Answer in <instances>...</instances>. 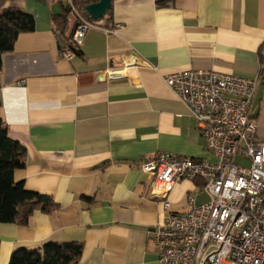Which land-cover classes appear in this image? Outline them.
<instances>
[{
  "label": "crops",
  "instance_id": "1",
  "mask_svg": "<svg viewBox=\"0 0 264 264\" xmlns=\"http://www.w3.org/2000/svg\"><path fill=\"white\" fill-rule=\"evenodd\" d=\"M70 1L0 0V11L34 18L0 68V119L25 149L14 180L56 205L26 225L0 223V264L47 243L81 244L77 264H161L152 232L186 210L195 189L176 181L166 208L140 164L158 152L214 161L163 79L188 70L257 75L249 116L264 141V0H116L79 46L68 42L70 23L64 35L52 29L53 5ZM61 47L78 53L66 60ZM111 69L124 77H106Z\"/></svg>",
  "mask_w": 264,
  "mask_h": 264
},
{
  "label": "built area",
  "instance_id": "2",
  "mask_svg": "<svg viewBox=\"0 0 264 264\" xmlns=\"http://www.w3.org/2000/svg\"><path fill=\"white\" fill-rule=\"evenodd\" d=\"M69 41L79 46L95 28L69 3ZM71 60L75 52L60 49ZM124 69L106 77L122 78ZM166 86L187 107L214 161L158 152L141 163L151 178L150 193L163 199L176 181L194 185L187 209L169 212L152 232L161 264H264V141L249 110L258 87L252 78L216 71L188 70L167 75ZM239 158L248 162L240 166ZM206 202L198 203L197 197Z\"/></svg>",
  "mask_w": 264,
  "mask_h": 264
},
{
  "label": "trees",
  "instance_id": "3",
  "mask_svg": "<svg viewBox=\"0 0 264 264\" xmlns=\"http://www.w3.org/2000/svg\"><path fill=\"white\" fill-rule=\"evenodd\" d=\"M98 1L71 0L70 2L84 19L91 23H100L110 17L111 9L100 20H92L85 12L86 6ZM113 1L116 0H112V3ZM69 9V5L62 6L61 13L52 18V29L58 36L64 35ZM33 30L34 18L31 15L15 8L0 11V68L2 56L12 52L17 37ZM69 38L68 42L71 43ZM77 53L75 51V54ZM24 166L25 149L9 138L7 128L0 119V223L2 224L26 225L36 210L50 213L56 208L50 197L28 191L22 181L14 180L15 171L23 169ZM81 252L82 245L79 243H47L34 250L15 249L8 264H77Z\"/></svg>",
  "mask_w": 264,
  "mask_h": 264
},
{
  "label": "water",
  "instance_id": "4",
  "mask_svg": "<svg viewBox=\"0 0 264 264\" xmlns=\"http://www.w3.org/2000/svg\"><path fill=\"white\" fill-rule=\"evenodd\" d=\"M112 7V0H99L97 3L90 4L85 7L86 14L92 20H100ZM58 5H53L52 13L54 16L60 14Z\"/></svg>",
  "mask_w": 264,
  "mask_h": 264
},
{
  "label": "rangeland",
  "instance_id": "5",
  "mask_svg": "<svg viewBox=\"0 0 264 264\" xmlns=\"http://www.w3.org/2000/svg\"><path fill=\"white\" fill-rule=\"evenodd\" d=\"M234 162L237 164V165H240V166H244V167H247L249 164L247 161L245 160H241L239 158H236L234 159ZM198 203H204L206 202V198L204 196L200 197L197 201Z\"/></svg>",
  "mask_w": 264,
  "mask_h": 264
}]
</instances>
